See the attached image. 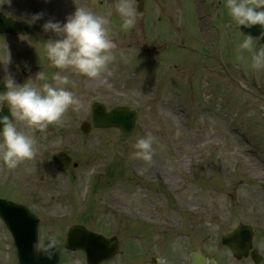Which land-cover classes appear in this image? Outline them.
Listing matches in <instances>:
<instances>
[{"label":"rangeland","instance_id":"374dc122","mask_svg":"<svg viewBox=\"0 0 264 264\" xmlns=\"http://www.w3.org/2000/svg\"><path fill=\"white\" fill-rule=\"evenodd\" d=\"M192 1L145 0L140 18L145 25L137 30L133 46L132 27H124L119 0H0L5 17L28 21L32 14L44 13L32 23V35L0 36V79L11 75L20 84L32 79L28 82L40 87L54 83L53 75L62 72L69 76L65 86L81 101L79 108L70 106L43 129L15 117L17 129L35 138L36 154L23 160L17 175L16 168L3 167L0 176L6 172L14 180L0 181V196H25L41 215L43 239L62 241L63 228L72 224L93 228L112 223L124 235L127 227L156 225L168 242L182 243L185 250L191 245L219 264H253L234 260L220 244L224 232L247 222L255 228L253 247L264 264V185L254 183L264 176V70L253 69L252 50L239 47L244 37L223 6L227 0H206L210 9ZM159 6L182 26L167 51L149 31ZM77 7L110 21L107 27L117 47L101 77L59 69L47 56L44 41L54 34L44 32L42 25L49 19L65 21ZM113 7L115 19L109 16ZM143 42L158 54H148ZM254 44L264 47L256 40ZM41 71L44 78H36ZM94 102L107 109H136L134 132L122 136L115 129H93L82 135L79 125L90 121ZM149 135L151 160L134 156L136 141ZM59 150L67 151L77 166L56 172L50 156ZM9 244L0 221V264L9 258L12 262ZM64 253L63 264H79L80 253Z\"/></svg>","mask_w":264,"mask_h":264},{"label":"clouds","instance_id":"9594fccd","mask_svg":"<svg viewBox=\"0 0 264 264\" xmlns=\"http://www.w3.org/2000/svg\"><path fill=\"white\" fill-rule=\"evenodd\" d=\"M227 7L241 31L242 28L251 29L256 25L264 29V0H227ZM118 11L124 27L136 25L138 12L134 0H119ZM43 15L42 12L34 13L28 22L35 23ZM109 23L108 17L84 7H77L63 22L53 19L45 21L43 31L54 34L44 41L50 62L59 69H72L89 78L101 77L115 59L113 50L117 47L110 37ZM243 34L245 38L239 47L252 50L253 69L264 70V47L256 49L254 37ZM36 78L43 79V72H39ZM30 80L20 84L9 75L5 80L7 90L0 92V101L10 106L11 113L9 118L0 111V159L9 168H15L18 163L36 154L35 138L18 130L13 117L26 121L29 126L43 129L49 123L59 121L70 106L79 108L81 104L80 99L65 86L69 83V76L62 72L53 75L54 83H43L40 87L28 82ZM135 148L134 156L151 160L153 137H140ZM46 247L55 248V241H50ZM157 264H167L166 258L159 257Z\"/></svg>","mask_w":264,"mask_h":264},{"label":"water","instance_id":"95a60500","mask_svg":"<svg viewBox=\"0 0 264 264\" xmlns=\"http://www.w3.org/2000/svg\"><path fill=\"white\" fill-rule=\"evenodd\" d=\"M242 31L245 34H250L253 37H258L260 36V34H262L261 41L264 43V32H262L264 31V29H262L261 26L256 25L251 29L242 28ZM0 32L26 34L27 24L23 22H14L11 19L4 18L0 14ZM3 90L4 87L0 86V92H2ZM2 111L3 115H7L9 116V118H11L9 112L6 109H2ZM90 113L94 128H117L122 135H128L135 127V119L137 115L136 111L130 110L129 108L124 106H117L110 111H106L105 107L102 104L94 103L90 109ZM90 129V124L87 122L82 123L80 126V130L83 134H87ZM51 160L54 168L57 171H63L67 169L71 163V158L64 152L54 154L51 157ZM0 214H2L8 228L15 238L17 250L19 251V253H23L25 251V247L22 245V243L24 245L26 243V245L30 246L31 241L35 242L36 220H33V216L30 215L24 207L11 206L7 202H0ZM29 233L31 234L32 238L30 236L27 239L26 235H28ZM83 233L86 234V239L83 238ZM253 234L254 232L251 226L240 223L231 231L225 233L222 236V244L227 246L234 258L240 259L241 257H246L248 251L251 249ZM94 236V234L85 232L81 226H74L68 233L66 239V247L72 250L81 248L93 249L94 246L96 247V245H94L93 243V239L95 238ZM95 241L98 244L101 243V241ZM30 249L33 250V243ZM46 249L48 248L43 247L41 249L44 250L41 252V256H45L47 254ZM112 250H114V246L111 251ZM104 251H106L108 254L107 249L104 248ZM100 253H102V251ZM107 254L100 256V259L105 258ZM52 257V260L47 259L46 261H41L40 264H45L46 262V264H57V256L54 254L52 255ZM251 258L256 264H258L262 260L261 256H259L256 251L251 252ZM211 263L213 264V262ZM23 264L28 263L23 262ZM91 264L95 263L92 261ZM190 264H207V261L203 256L196 253L191 257Z\"/></svg>","mask_w":264,"mask_h":264},{"label":"flooded vegetation","instance_id":"af4514ba","mask_svg":"<svg viewBox=\"0 0 264 264\" xmlns=\"http://www.w3.org/2000/svg\"><path fill=\"white\" fill-rule=\"evenodd\" d=\"M205 1L206 0H200V3L204 7ZM218 5H220V1L218 2ZM2 105L7 104L0 101V107ZM0 142H2V137H0ZM3 167H5V163L0 159V172ZM15 168L17 170V175L19 165ZM6 169L12 170L13 168L6 166ZM6 176L5 172L4 177L5 179H8L9 177ZM4 177L0 176V178ZM114 229L115 227L113 226H101L92 230L101 233L105 238H112L118 242L117 253L109 260H105L99 264H157V259L159 257H165L167 264H184L185 248L183 244H178L175 241L168 242V238L159 230V228L145 227L144 230L138 231L137 233L129 232L127 235L119 233V231L113 232L112 230ZM80 253L83 258L82 264H86L85 255L82 252Z\"/></svg>","mask_w":264,"mask_h":264}]
</instances>
